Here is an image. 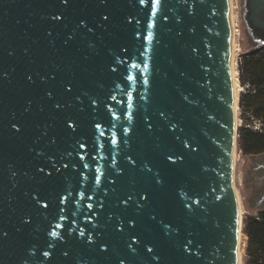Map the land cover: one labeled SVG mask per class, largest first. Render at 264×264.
<instances>
[{
  "label": "water",
  "instance_id": "obj_1",
  "mask_svg": "<svg viewBox=\"0 0 264 264\" xmlns=\"http://www.w3.org/2000/svg\"><path fill=\"white\" fill-rule=\"evenodd\" d=\"M231 39L230 0H0V264H239Z\"/></svg>",
  "mask_w": 264,
  "mask_h": 264
},
{
  "label": "trees",
  "instance_id": "obj_2",
  "mask_svg": "<svg viewBox=\"0 0 264 264\" xmlns=\"http://www.w3.org/2000/svg\"><path fill=\"white\" fill-rule=\"evenodd\" d=\"M249 37L253 39L250 34ZM253 43V47L241 54L238 66V78L245 88L238 103V115L245 121L238 129V144L247 156L264 154V44ZM257 120L261 122V127L254 129L252 124ZM243 222L247 237L246 263L264 264V208L246 214Z\"/></svg>",
  "mask_w": 264,
  "mask_h": 264
},
{
  "label": "rangeland",
  "instance_id": "obj_3",
  "mask_svg": "<svg viewBox=\"0 0 264 264\" xmlns=\"http://www.w3.org/2000/svg\"><path fill=\"white\" fill-rule=\"evenodd\" d=\"M242 2L243 0H233V13L235 19V27L237 29L236 34L234 35L235 41V60L238 62L241 59V54L245 52L248 48L250 49L255 44L249 37L247 32V27L245 20L242 15ZM239 70V69H238ZM240 83V80H239ZM245 88L241 86V83L238 86L239 97L241 92H243ZM239 103V100H238ZM239 107V106H238ZM238 116V129L239 127L245 123V121L237 114ZM257 122L255 121L252 124L254 129L257 128ZM239 136V133H238ZM237 148V157L235 161V176H236V184L237 190L239 193V198L241 200V207L243 211V219L248 213H256L259 210V206H264V200L260 197V195L256 194L259 188L264 185V154H260L257 156H247L242 153V150L238 144L235 146ZM264 196V193L263 195ZM244 225V222H243ZM244 234V230H243ZM244 239V251H243V264H247V253L245 250L247 244V237L245 234L243 235Z\"/></svg>",
  "mask_w": 264,
  "mask_h": 264
},
{
  "label": "snow or ice",
  "instance_id": "obj_4",
  "mask_svg": "<svg viewBox=\"0 0 264 264\" xmlns=\"http://www.w3.org/2000/svg\"><path fill=\"white\" fill-rule=\"evenodd\" d=\"M64 3L67 4V3H68V0H64ZM140 3H141V4H144V3H145V0H140ZM151 3H152V4H159V3H160V0H151ZM57 18H60V17H57ZM105 19H107V17H105ZM164 19H167V17H164ZM137 35H139V33H137ZM146 38L150 39L151 37L149 36V37H146ZM124 51L127 52V49H125ZM117 63H123V61H121V60L118 59V60H117ZM133 67H135V65H133ZM116 70H117V69H116L115 67L112 68V71H116ZM49 95H51V94H49ZM113 99H114V97H113ZM92 103L95 104V101H92ZM57 107H59V105H57ZM69 125H70L71 127H73V128L76 127V125H75L74 123H70ZM94 127H95L96 129H99V128L101 127V124H100L99 122H97V123H95ZM17 130H19V129H17ZM80 147H81V148H84L85 145H84L83 143H80ZM188 147H190V145H188ZM168 159L171 161V160H172V156L169 155V156H168ZM129 160H131V157H129ZM132 163H135V161H132ZM64 167H67V165H64ZM84 167H88V165L85 164ZM41 171H43V169H41ZM148 171L150 172L151 169H148ZM49 175H50V173H49ZM82 175H83V174H82ZM97 182H98V178H97ZM158 182H159V181H158ZM70 195H71V193L68 194V196H70ZM68 196H62V197H61V202H62V203H63V202H66L67 199H68ZM91 198H92V197H89V199H91ZM147 198H148L147 195H142L141 198H140V200L137 201L138 206H140V201H146ZM131 200H132V196H129L127 200H124V201H123V203H124L125 205H127V204L129 203V201H131ZM37 202H39V198H38V197H37ZM75 203H79V201H75ZM43 206H44V207H47L48 205L45 203V204H43ZM101 206H102V205H101ZM88 207L91 208V207H93V205H92V204H88ZM189 207H190V205H189ZM62 211H63V209H62ZM64 219H65V217H64L63 215H60V216H59V220H64ZM73 223H74V221H73ZM131 223L134 224V222H131ZM59 227H61V225H60L59 223H57V224H55L54 226H52V230L49 232V235H50V236H53V237L57 236L58 234H57V232H56L55 229H56V228H59ZM165 227L168 228L169 226L166 225ZM79 234H80L81 236H83V235H84V232H80ZM88 239L91 241V240H92V236H89ZM52 247H53L52 244H49V245H48V248H49V249H52ZM186 248H187V247H186ZM189 250H190V249H189ZM148 251L151 252V251H152V248H148ZM43 254H44V256H50L52 253H51V251H49V250H45ZM65 254H66V253H65ZM155 259L158 260L159 257L157 256V257H155ZM121 264H123V262H121Z\"/></svg>",
  "mask_w": 264,
  "mask_h": 264
},
{
  "label": "bare ground",
  "instance_id": "obj_5",
  "mask_svg": "<svg viewBox=\"0 0 264 264\" xmlns=\"http://www.w3.org/2000/svg\"><path fill=\"white\" fill-rule=\"evenodd\" d=\"M231 3V19H232V39H231V51H232V73H233V84H234V89H235V99H236V106H235V117H236V123H238V112H239V105H238V100H239V93H238V86H239V70H238V62L235 60V41H234V35L236 34V27H235V19H234V13H233V0H230ZM238 125V124H237ZM237 148L235 147L234 150V167H235V161L237 157ZM236 194L239 200V208H240V218H241V230L239 234V264H243V251H244V239H243V231H242V219H243V211L241 207V200L239 198V193L236 188Z\"/></svg>",
  "mask_w": 264,
  "mask_h": 264
},
{
  "label": "flooded vegetation",
  "instance_id": "obj_6",
  "mask_svg": "<svg viewBox=\"0 0 264 264\" xmlns=\"http://www.w3.org/2000/svg\"><path fill=\"white\" fill-rule=\"evenodd\" d=\"M263 193H264V185L261 187V188H259V190H258V192H256V194L258 195H260V197L262 198V200H264V196H261V195H263Z\"/></svg>",
  "mask_w": 264,
  "mask_h": 264
},
{
  "label": "built area",
  "instance_id": "obj_7",
  "mask_svg": "<svg viewBox=\"0 0 264 264\" xmlns=\"http://www.w3.org/2000/svg\"><path fill=\"white\" fill-rule=\"evenodd\" d=\"M256 122H257V125H258L257 128L259 129L261 127V122L259 120H257Z\"/></svg>",
  "mask_w": 264,
  "mask_h": 264
}]
</instances>
